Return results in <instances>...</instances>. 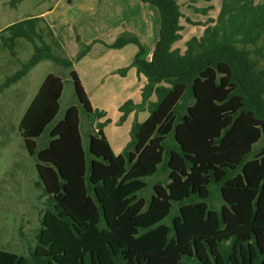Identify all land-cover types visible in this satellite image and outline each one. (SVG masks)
Instances as JSON below:
<instances>
[{"label":"trees","instance_id":"obj_1","mask_svg":"<svg viewBox=\"0 0 264 264\" xmlns=\"http://www.w3.org/2000/svg\"><path fill=\"white\" fill-rule=\"evenodd\" d=\"M140 1L159 15L150 59L142 57L134 36L118 37L110 46L136 44L132 65L146 78L141 101L118 107L119 121L146 104L147 118L133 121L130 141L118 154L103 131L108 119L97 122L87 157L79 109L72 104L37 148L35 139L58 113L63 89L62 78L47 73L19 131L37 158L50 207L30 257L0 249V264H264V71L252 57L264 59V0H220L215 17L182 48L173 46L182 37L180 19L200 23L185 17L177 0ZM211 7L194 9L205 14ZM0 38V48L12 53L19 38L34 48L0 89L44 59L72 66L60 55L63 41L41 15L6 25ZM69 75L85 114L103 117L76 72ZM161 163L165 178L153 184L149 198L141 196L144 178ZM216 190L220 209L208 202ZM174 202L176 213L165 223Z\"/></svg>","mask_w":264,"mask_h":264},{"label":"rangeland","instance_id":"obj_2","mask_svg":"<svg viewBox=\"0 0 264 264\" xmlns=\"http://www.w3.org/2000/svg\"><path fill=\"white\" fill-rule=\"evenodd\" d=\"M126 1L0 0V30L26 16L41 15L50 25L54 34L63 41L62 52L58 50L60 55L69 58L71 54L70 58H72L71 68L56 64L48 59L41 60L29 68L25 74L14 81H9L6 86L0 89V249L30 257V253L36 245V234L40 228L41 216L50 207L49 195L43 192L42 182L37 172V158L35 154L29 153L19 131L20 119L47 73L60 76L63 81V89L58 100V113L54 120L47 125L42 135L35 139L37 148L46 144L48 139L47 130L62 117L64 110L72 104L79 109V131L87 157H89L88 136L92 133V126L95 127L99 121L108 119L104 126V133H106L105 135L115 153L119 151L120 143H124L123 145L126 146L130 141L127 142L122 134L124 130L131 127L130 125L134 120H137L138 113H136L131 124L128 122L119 126L116 122L120 111L118 112L117 108L112 106H106L105 110L99 108L95 100L96 94L92 92L90 93L91 102L96 105L95 109L104 111L105 115L103 116L104 119L103 117L98 119L88 117L78 102L69 75L70 69H76L82 72L83 77H86L85 71L89 70L91 58L95 54L103 53V55L111 56L118 52L120 47L110 46L113 42L110 44L105 43V39L93 35H98L108 25L115 27L118 21H123L122 17L128 12ZM177 1L181 4L180 9L185 17L192 22L200 23L190 24L183 17L180 19L183 26L181 30L182 37L173 46L182 48L185 40L191 36L200 35L208 20L215 17L220 7V0ZM254 1L258 3L261 0ZM207 5L212 7L205 14L194 9L204 8ZM91 7H95V9L89 10ZM142 30H144V27ZM91 39L92 41L87 42ZM90 48H92V55L87 57V60H81L86 53H90ZM130 48H134V45H130L125 53ZM81 49L83 54L78 55ZM11 50L8 46L6 49L0 48V84L7 76L16 74L17 71L21 70L22 65L32 55L34 48L31 42L19 38L14 43V53ZM252 57L259 59L256 69L262 68L264 71V59L257 56V54H252ZM99 61L110 64V61H106L105 58ZM130 65H132V62ZM117 69L118 73L122 75L128 70L126 66L121 65ZM140 110L148 111L147 104ZM163 167L162 163L159 164L156 173L144 178L147 186L139 192L141 196L149 198L153 184L165 178ZM208 202L215 209H220L223 204L217 190L214 192L213 199ZM177 207V203L174 202L170 214L164 218L163 222L170 223Z\"/></svg>","mask_w":264,"mask_h":264},{"label":"crops","instance_id":"obj_3","mask_svg":"<svg viewBox=\"0 0 264 264\" xmlns=\"http://www.w3.org/2000/svg\"><path fill=\"white\" fill-rule=\"evenodd\" d=\"M139 1L140 0H127L126 4L128 5V12H126L122 17L123 21H118L115 27L108 25L106 26V29L104 31H101V33H99L98 35L93 36L99 37L100 39H105V43L108 44L114 42L118 37L134 36L143 47L142 57L149 60L153 51L154 44L158 37L159 15L155 7L148 3ZM93 9H95V7L89 8V10ZM143 27L144 30H142ZM90 41H92V39L87 42ZM130 45H134L135 49L130 48L129 50H127V53H125V50L128 49ZM137 50L138 47L134 43H129L127 45H124L123 47L118 48V52L112 54L111 56L103 55V53L95 54L93 58H91L89 70L85 71L86 77H83L82 72L73 69L76 72L78 79L80 80V83L85 93L87 94V97L93 108H95L96 105L91 102L90 93L92 92L96 94L95 100L97 102V106H99V108H102L103 110H105L106 106H112L114 108H117L118 110V107L128 99H131L134 103H139L141 101V88L146 82V78L143 74L138 75L136 73V68L133 65H130ZM89 52L90 53H86L81 60H87V57H90L92 55V48L89 49ZM104 58L106 59V61H110V64L101 63L99 61L103 60ZM119 61L123 62L120 63ZM120 65L126 66L128 68L126 73L123 75L118 73L117 68ZM83 78L86 80H84ZM150 100H155L154 95L150 97ZM136 113H138L137 116ZM120 114L121 113L119 112L116 122L119 126L128 122L131 124V121L135 116L137 117V120L141 122L147 118L149 113L146 110H140L139 112L138 110H132L126 115L125 119L122 122L119 121ZM92 125L93 123L91 124V126ZM92 128V133H94L96 129L94 126H92ZM129 130L130 127L124 130L122 134L127 142L130 140ZM103 131L105 132L104 127ZM119 133L121 134V132ZM123 144L124 143H120L121 147L117 153L112 150L113 153H121L125 148V145ZM82 148L84 149L83 144Z\"/></svg>","mask_w":264,"mask_h":264}]
</instances>
